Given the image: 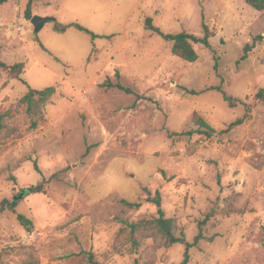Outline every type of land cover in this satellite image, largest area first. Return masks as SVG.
<instances>
[{"label":"rangeland","instance_id":"1","mask_svg":"<svg viewBox=\"0 0 264 264\" xmlns=\"http://www.w3.org/2000/svg\"><path fill=\"white\" fill-rule=\"evenodd\" d=\"M28 3L0 5V60L24 64L19 76L0 67V202L24 190L16 210L33 227L0 214V264H22L28 251L39 264H89L87 252L100 264H184L186 254V264H264V10L245 0H32V17L56 18L36 33ZM148 17L199 38L205 24L211 47L192 41L198 59L186 61ZM57 22L100 36L58 33ZM49 86L56 93L32 116L24 95ZM195 114L216 132H198ZM43 177L44 191L28 192ZM160 210L185 242L142 232L136 246L121 232Z\"/></svg>","mask_w":264,"mask_h":264},{"label":"trees","instance_id":"2","mask_svg":"<svg viewBox=\"0 0 264 264\" xmlns=\"http://www.w3.org/2000/svg\"><path fill=\"white\" fill-rule=\"evenodd\" d=\"M10 0H0V5L8 2ZM28 8L27 14L31 18L30 15V3L32 0H28ZM249 5L254 7L257 10H264V0H245ZM152 18L148 17L146 19V25L157 32L158 34L162 35L165 40L172 42V53L186 61L194 62L198 59V53L193 45L192 41H199L202 42L206 47H211L209 37L211 35L208 27L204 24L205 28V36L202 38L196 37L186 31H181L178 33H164L160 27L153 25ZM74 27L80 31L86 32L92 35L93 38H96L100 35L93 33L88 28L84 27L79 23H70V24H63V23H56L54 30L58 33H64L68 28ZM263 36L258 35L254 38V42L252 44H247L244 47V53L239 60H244L248 57L249 51L254 47L256 42L261 39ZM0 67H4L10 69L11 73L19 76L20 73L23 72L24 64L23 63H16L14 65H7L3 61L0 60ZM109 85L113 86L112 83ZM115 86L127 91L133 92L130 88L123 86L120 83H117ZM214 89L223 93L224 98L229 102L231 106H234L233 98L229 96L220 86L213 87ZM56 88L53 86L46 87L44 89H34L29 88L28 92L24 95L23 100L27 103L28 112L32 116H40L43 112V108L46 102L56 93ZM192 93H197L196 91H192ZM257 98L264 100V88L260 89L257 94ZM7 116L6 112H0V144L2 141V133L3 130L6 128L5 118ZM193 121L199 126L197 129L198 132L205 133L207 135H212L216 132V129L209 124L203 117L195 114L193 117ZM243 122V118L236 119V121L232 122L227 129L222 130L228 131L233 126L237 124H241ZM33 125L36 126L37 123L33 122ZM193 131H185L181 133H173L174 135H189L192 134ZM35 168L38 172L41 173L37 163L35 162ZM45 177H43V182L38 185H32L28 188V192H42L44 191V184H45ZM124 203L133 207L139 206L140 203H133L130 201L123 200ZM18 201L17 200H8L3 199L0 202V214H2L5 210L10 209L13 212L17 213ZM17 218L22 226L27 230L30 231L33 227V221L28 218L26 215L22 213H17ZM121 232L126 233L128 240L131 241L134 245L138 246L139 239L136 237L137 234L142 232H147L149 234H153L155 237L164 240L166 246L170 247L176 243H183L185 242V238L183 235H179L176 230V223L174 218L166 217L164 212L160 210V216L157 218L152 219H142L138 221H126L125 227L121 230ZM199 238V237H198ZM197 238V239H198ZM28 259L22 264H39V259L35 251H28ZM86 261L89 264H100L96 259L93 252H87Z\"/></svg>","mask_w":264,"mask_h":264},{"label":"water","instance_id":"3","mask_svg":"<svg viewBox=\"0 0 264 264\" xmlns=\"http://www.w3.org/2000/svg\"><path fill=\"white\" fill-rule=\"evenodd\" d=\"M55 19L56 18L53 17V16L35 15V16L32 17L31 22H32V24L34 26L35 32L38 33L44 28V26L46 25L47 22L55 20ZM23 193H24V190L20 193V195L15 197V200L20 199L23 196ZM159 204H160V202H159ZM188 257H189L188 254H186V259L184 261V264L187 263Z\"/></svg>","mask_w":264,"mask_h":264}]
</instances>
